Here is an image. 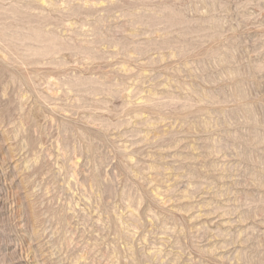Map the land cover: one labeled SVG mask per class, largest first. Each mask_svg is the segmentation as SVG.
Returning a JSON list of instances; mask_svg holds the SVG:
<instances>
[{
    "label": "rangeland",
    "instance_id": "rangeland-1",
    "mask_svg": "<svg viewBox=\"0 0 264 264\" xmlns=\"http://www.w3.org/2000/svg\"><path fill=\"white\" fill-rule=\"evenodd\" d=\"M0 264H264V0H0Z\"/></svg>",
    "mask_w": 264,
    "mask_h": 264
}]
</instances>
